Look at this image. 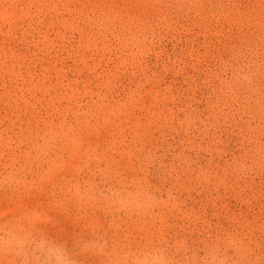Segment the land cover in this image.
Here are the masks:
<instances>
[{"label": "rangeland", "instance_id": "1", "mask_svg": "<svg viewBox=\"0 0 264 264\" xmlns=\"http://www.w3.org/2000/svg\"><path fill=\"white\" fill-rule=\"evenodd\" d=\"M264 264V0H0V264Z\"/></svg>", "mask_w": 264, "mask_h": 264}, {"label": "clouds", "instance_id": "2", "mask_svg": "<svg viewBox=\"0 0 264 264\" xmlns=\"http://www.w3.org/2000/svg\"><path fill=\"white\" fill-rule=\"evenodd\" d=\"M25 264H74L71 256L64 251L39 250V255L29 258Z\"/></svg>", "mask_w": 264, "mask_h": 264}, {"label": "snow or ice", "instance_id": "3", "mask_svg": "<svg viewBox=\"0 0 264 264\" xmlns=\"http://www.w3.org/2000/svg\"><path fill=\"white\" fill-rule=\"evenodd\" d=\"M162 264H169V262H167V261H164V262H162Z\"/></svg>", "mask_w": 264, "mask_h": 264}]
</instances>
